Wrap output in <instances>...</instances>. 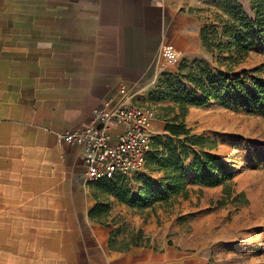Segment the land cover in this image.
I'll return each mask as SVG.
<instances>
[{
	"label": "crops",
	"instance_id": "1",
	"mask_svg": "<svg viewBox=\"0 0 264 264\" xmlns=\"http://www.w3.org/2000/svg\"><path fill=\"white\" fill-rule=\"evenodd\" d=\"M201 26L170 0H0V264H201L173 247L115 244L113 224L88 212L99 197L119 202L85 180L80 147L59 139L120 86L149 106L162 71L203 53ZM163 125L152 116L150 135Z\"/></svg>",
	"mask_w": 264,
	"mask_h": 264
},
{
	"label": "rangeland",
	"instance_id": "2",
	"mask_svg": "<svg viewBox=\"0 0 264 264\" xmlns=\"http://www.w3.org/2000/svg\"><path fill=\"white\" fill-rule=\"evenodd\" d=\"M170 1L177 11L190 13L204 25L216 22L218 17L226 18L225 9L232 3L240 5L249 17H253V1L257 0ZM182 59L188 62L202 59L214 65L205 50L201 55ZM260 63H264V51L252 50L239 67L250 68ZM176 69L164 70L153 80L149 91L151 98L157 97L169 74ZM149 94L147 100L151 104L145 106L153 117L166 121L179 112L177 107L166 110L163 109L166 106L155 105L167 100L151 101ZM182 121L191 134L206 138L205 145L229 166L232 180L228 190L220 185H187L185 194L173 195L164 202L143 208L99 197L101 210L95 217L113 224V242L122 248L144 245L162 249L168 246L193 253L194 259L201 264H264V117L210 102L199 107L188 106ZM147 171L144 166L141 171L122 178L132 193L138 187L137 174L151 177L154 182L160 177V174L151 175ZM23 242L17 241L21 246ZM51 242L46 241L48 250ZM36 245L30 241L32 254L39 249L40 244ZM47 258L53 262L50 254ZM16 264L30 263L20 255Z\"/></svg>",
	"mask_w": 264,
	"mask_h": 264
},
{
	"label": "trees",
	"instance_id": "3",
	"mask_svg": "<svg viewBox=\"0 0 264 264\" xmlns=\"http://www.w3.org/2000/svg\"><path fill=\"white\" fill-rule=\"evenodd\" d=\"M253 4V17L232 3L225 9L226 18L218 17L216 22L205 23L199 29L201 46L214 65L202 59L190 62L182 59L157 97L151 98L149 94L151 101L172 102V106L163 109H179L171 120L164 121L165 133L151 136L145 168L160 173L156 182L137 174L138 187L132 193L121 177L99 179L94 185L100 192L120 203L143 208L164 202L170 196L185 194L187 185H220L228 190L231 169L205 145L206 138L190 133L182 118L188 106L199 107L210 102L264 117V63L239 67L252 50L264 51V0ZM194 147L200 150L194 151ZM100 204L95 203L88 212L89 217L98 215Z\"/></svg>",
	"mask_w": 264,
	"mask_h": 264
},
{
	"label": "built area",
	"instance_id": "4",
	"mask_svg": "<svg viewBox=\"0 0 264 264\" xmlns=\"http://www.w3.org/2000/svg\"><path fill=\"white\" fill-rule=\"evenodd\" d=\"M117 94L91 111L87 125L59 135L61 141L80 147L86 181L130 177L145 166L151 110L131 101L123 86ZM113 128L119 131L112 134Z\"/></svg>",
	"mask_w": 264,
	"mask_h": 264
}]
</instances>
